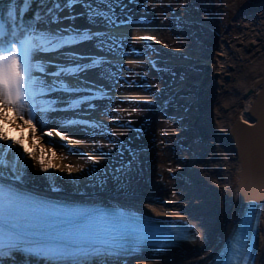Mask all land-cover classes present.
<instances>
[{"label": "snow or ice", "instance_id": "6c2138e0", "mask_svg": "<svg viewBox=\"0 0 264 264\" xmlns=\"http://www.w3.org/2000/svg\"><path fill=\"white\" fill-rule=\"evenodd\" d=\"M118 3L119 0H0V110H5L0 119L4 123L10 122L7 111H11L33 135L39 125L43 136L59 137L61 142L81 143L61 131H42L50 113L58 110L53 101L46 98L54 91L69 95L81 91L70 80L78 79L85 71L100 69L111 76L112 73L103 67L110 61L103 56L69 52L67 62L57 65V70L49 73L47 65L37 56L39 53L64 55L63 49L85 42H93L100 52H114L118 41L113 30L125 23H133L116 16L113 5ZM76 6L82 11L76 13ZM65 12L67 14L62 15ZM79 17H85L92 24L103 23L106 30L92 31L71 25L56 29L41 27L58 25L65 20L74 21ZM141 39L151 41L154 38L145 36ZM48 75L55 79L48 81L44 78ZM103 95L74 99L69 108H78L81 103ZM142 103L152 104L154 101ZM4 123H0V264H6L14 255L40 258L45 264H108L113 258L118 261L122 255L135 251L142 243L156 240L163 246L190 238L183 232H158L141 221L125 220L123 213L101 210L85 213L75 207L52 205L3 183L8 171L15 179L20 178L22 170L28 167L25 157L33 159L45 173L56 167L51 159L46 160L43 152L36 156L34 149L24 146L23 132L19 139L10 136ZM73 123L70 120L65 122L67 125ZM47 143L53 142L49 139ZM55 156L53 152L52 158ZM89 162L100 163L93 157H89ZM64 167L69 169L68 175H72V166ZM252 219L250 212L237 226L216 264H254L248 243ZM187 231L185 227L184 232Z\"/></svg>", "mask_w": 264, "mask_h": 264}, {"label": "bare ground", "instance_id": "6f19581e", "mask_svg": "<svg viewBox=\"0 0 264 264\" xmlns=\"http://www.w3.org/2000/svg\"><path fill=\"white\" fill-rule=\"evenodd\" d=\"M120 1L121 0H119V2ZM158 1L164 2L167 0ZM140 3H142V0H138V4ZM118 5L119 3L114 4L113 6L118 8ZM149 15L158 16L153 10L150 12H145L141 15V18L146 19L149 17ZM139 16V13H135L129 15L126 19L129 17L136 18ZM247 17L248 19H246V24L244 25L246 29L240 32L239 36L235 35L231 39H227L229 38L227 36L225 38H218V51L211 52V54L209 53L208 56L209 60H211V56L212 59L214 57L213 63H211V65L215 66L216 68H213L216 70L210 71V73L204 77V81L199 79V83H201L203 87L199 89V96H201L199 97V102H196L195 100V105H200V119L198 124L203 127L199 131L203 140H200L202 144L197 145V152L195 153V156H193L191 162H189V175H181L182 180L178 178L175 180V183L177 184H180L182 181H184L186 188H183L181 192H176L175 196L173 197L158 199L153 197V195L149 192L146 193L144 191H138V189H141L142 186H146V188L149 187V191L152 192H166L169 189V185L172 183L171 178L164 176L165 178L167 177L166 179L168 181L163 184H159L155 178H143L141 180L143 182L142 186H140L141 181L133 182L130 181L132 179H127L128 182L124 184V187L134 188L137 190L119 193L108 190V188L102 186V188L97 189V192L94 194L91 192V189H86L88 191L84 190V193L80 194L79 191L76 192L75 190H71L73 188H66L67 186H63L61 184L66 182V180L60 175L55 176L52 181L51 187L59 190L54 192L55 195H60L58 197L61 198L70 199L82 197L88 199H100L107 202L118 200V203H122L120 200H130L137 208L139 206H143L144 208H148L152 211L160 212L163 210V207L168 206L167 208H175L185 212L184 214L187 213L189 215H193V219L196 221L195 223L198 226V235L196 236V241L188 243L185 246L177 249L158 250L151 253V255L148 254L149 257L146 260L135 259L132 262L133 264H209L223 244L229 231L232 229L234 222L239 216L244 201L246 200L256 201L261 207V224L256 247L257 258L255 264H264V195L255 196L254 194H256L258 190L253 188L256 187L257 183H260L264 180V167L259 164L264 161V145L261 146L259 137L254 136L260 134L264 129V117L262 116L264 109H262V111L261 108L252 107L258 92L261 90V82H258V80L262 75H264V10L259 11L257 17L256 14L252 13H250ZM133 18H131L133 23H125L121 25L119 28L114 29L112 34L136 39L141 38L142 35L151 36L150 34H152L151 30L153 25L150 23H143L144 25L141 29H144V31L140 32L138 27L142 24H139L140 22L136 23L139 20ZM203 18L207 19L208 16H204ZM173 19H175L173 24L177 26V24L180 23V20L176 19L175 16L171 14L166 15V20L170 21ZM194 24L196 25V23H191L190 26H195ZM249 24L251 27L247 26ZM178 28H180V26H177V29ZM230 29L231 28L227 26L225 32L228 34ZM163 41L169 44L171 43L170 45H182V42L176 40L171 41V39L167 37H164ZM83 46H85L84 48L86 49L90 47L87 44H84ZM135 48L140 50L141 53L138 54V52L136 53L134 50L137 55L132 53L128 54L127 57H124L123 54L121 56L119 52L108 54L109 58L113 59V61H115L116 65L118 66V71L114 70V72L122 73V76L124 77L123 65L126 64L127 66V63H130L128 61H131L135 66L128 71L127 78L130 79L133 73L138 76L141 75L142 71H145V73H143L144 77H142V79H147L150 87L152 88L153 84L149 81V75L152 74L150 71L152 70L149 68V63L143 65L145 59L148 57V53L146 52L149 49L142 46L141 44L137 45ZM82 53H84L82 54L83 56L86 55L84 51ZM89 53H93L94 55L99 54L94 51H89ZM225 56H229V58L222 59ZM39 60L53 63V58L47 57V54L39 56ZM169 64L172 65V63ZM166 66L167 65L163 66V68ZM103 67L105 69V66ZM180 67L181 65L177 66L176 68ZM108 68L109 67H106V70ZM96 70L101 71L100 69H95L92 71ZM226 73L229 75L228 79H225L224 77ZM213 74L217 80L210 83L209 76L212 77ZM125 75H127V72ZM195 76L199 77V73H195ZM185 78L186 77H183L182 81H184ZM53 79L55 78H51L49 81L51 82ZM73 79H71L70 82L73 83ZM121 85L124 86V82L121 83ZM186 86L188 88L192 87L193 91L196 90V88H194L190 82H186ZM212 90L217 92L216 95L211 96ZM160 92L161 91L156 92V94L160 95ZM115 93L124 96L126 99H129V96L131 95L130 91H120ZM141 97L142 98L140 101H142L143 98H150L146 94H142ZM210 97L213 99L209 101ZM126 107H128V104H126ZM251 115L255 116V119ZM137 116L142 117L140 115ZM124 119L125 117L121 118V120ZM146 120L149 123L146 124L144 122V127L155 124V121L150 116L147 117ZM237 120H239V124L251 130L250 134L245 136V145L241 149L244 157V166L248 169L247 171L237 158V145L234 143V141L232 142L228 136V129ZM158 122L161 124V121ZM164 124L166 123L164 122ZM166 125L170 126L168 124ZM4 127L8 130V134L10 136L15 138H19L21 136V133L15 131L14 122L11 119L9 123H4ZM152 129L154 128H151V130ZM88 130L91 131L92 129L90 128ZM91 132L98 134V132L94 130ZM157 134L161 136L157 137L156 134L154 135L164 142L169 141L168 139L173 135L174 139H176L174 140L175 143L179 137H177V134H175V136L174 133L170 131L167 133H160V131H158ZM123 135L124 133H122V136ZM49 139L50 138L48 137L47 140ZM53 143H55V141ZM89 143L92 145H101V142L98 139H93ZM150 145L152 149H155L151 155L149 154L150 152H147L142 153L141 157H139V154L135 153V158L138 160H143L149 157L153 158L152 162L156 160H163L156 153L159 145L155 143V141H152ZM24 146H30L26 140H24ZM33 147H35L34 144ZM85 148L88 150L86 146ZM80 149L84 148L80 147ZM80 149H78L76 152L77 155L73 157L60 155L59 162H70L71 166L81 169L83 172H85V176H87V178H91L93 177V175H91V171L88 168L82 167V164L85 165L86 163V160L83 158V155L86 156V154L85 152L83 154L82 150ZM89 150L91 151L92 149ZM100 151L104 152L103 150ZM246 153L249 154V158L246 157ZM101 154L103 153H99L97 151L94 152L93 155L94 158L99 160ZM171 160L172 161H170L168 165L177 167L176 165L179 164L180 166L179 162L173 160V158ZM152 162H150L151 165ZM57 169V167H54V170ZM252 170L257 172L256 178H252ZM158 171L163 175H165L167 172L165 169L160 168ZM8 172L9 175L13 176L10 171ZM121 173L123 174L121 177H123L124 180L125 178H131L133 176V174L129 172V169L126 171L122 170L118 174ZM8 177L12 178L9 181L16 186L37 192L36 187H33L27 183L28 178L25 177L24 169L22 170V174L20 175L19 179H15L14 177L10 176ZM248 178H250L252 183H256L253 185V187L251 186V183H249L250 180H248ZM50 189L49 191L45 190L42 193L50 192ZM241 189L246 193L252 194L246 195L244 198ZM163 199H167L169 205L162 206V202L165 201ZM126 202L123 204H126ZM142 203L143 205H140ZM167 212L171 211L167 210ZM194 216H196V218H194ZM7 264L26 263L23 261V258L14 255L10 258V260L7 261Z\"/></svg>", "mask_w": 264, "mask_h": 264}, {"label": "rangeland", "instance_id": "374dc122", "mask_svg": "<svg viewBox=\"0 0 264 264\" xmlns=\"http://www.w3.org/2000/svg\"><path fill=\"white\" fill-rule=\"evenodd\" d=\"M156 4H159L160 6L156 7ZM206 4H209L206 11L198 9L206 6ZM172 7L177 9V11L174 10L176 12L173 13L171 11ZM117 10L120 12H123L124 10L132 12L139 11L141 13L154 10L155 14L158 15L152 20L151 24L153 25L151 31L157 35L153 41V50L155 51H153L150 56L148 55L144 62L147 63L148 59H158L164 64L172 63V65H167L164 68L161 67L157 71H150L152 74L149 75V79L150 82L154 83V86L150 88V86H147L148 83H146L144 80V82L140 83L139 85H133V88L130 89L131 96L145 92L154 95L155 92L164 90L172 83L190 82L192 83V86L196 88L194 93H192V87L188 88L190 91H192L189 94L184 95V99L191 102L190 105H187L185 108H178L179 111L177 113L173 112L171 107L166 108V110H164L165 113H161L155 106L136 105V103H134V107L132 108H135L138 113L142 114V117H135L137 123H135L134 126L128 125L124 130H112L110 128H106L103 133H101L102 131H97L98 134H94L92 132L90 133L89 131L85 132V140L90 141L93 139H98L101 143H103L100 146L104 148V154L100 155L99 158L100 165L89 162V157L94 158L93 155L89 156V153L88 157L87 155H83L86 163L85 165L82 164V167L88 168L91 171V175H93L91 178H87V176H85V172H83L81 169L74 168L73 166L72 175H68L69 169L64 167V165H70V162H59L60 155H67L70 157L75 156L77 152L76 149L81 147L83 143H87L85 140H83V138L72 136V140H79L81 143L70 142V147L68 148L64 146L58 147L55 145V143H47L48 137L45 138V136H43L39 131L33 135L30 129L24 125L23 121L18 120L13 116V113L7 112V116L14 122L15 131L19 133L24 130L26 131V134H23V138L29 143L30 146L28 148H30V150L34 149L36 156L41 155L43 152L46 160L51 159L52 163L58 168L57 170L52 168L48 173H45L41 171L40 167L33 159L25 157L24 162L28 166L24 168V170H26V177L28 178L27 180L34 185L49 186L52 184L54 177L60 175L66 180V182L61 184L63 186H67L66 188H73L71 190L82 191L84 188H88L93 192H97V189H101L103 186L113 192L125 193L131 190H137L134 188L124 187V184L128 182L127 179H132L130 181L133 182H139L143 178H155L159 184H163L168 181L166 178L169 177L171 178L172 183L169 185V189L166 192L149 191V187L146 188V186H142V181L140 182V186H142V188L138 189V191H144L146 193L149 192L153 195V197L158 199L173 197L175 196L176 192H181L184 188V181H182L180 184H177L175 183V180L176 178L182 180L181 175H189V158L191 156V151L187 149V147L186 149L183 148V146L186 145L184 140H180L178 143L175 141L174 143V140L176 139H174L172 135L168 139L169 141L164 142L163 140L157 138L161 136L157 134V132L160 131V133H167L170 131L173 132L174 135L177 134V136H184L187 132L193 133V131L190 130L191 128L198 130V132L203 128L198 124L200 119V105L197 104V108H194L195 104L194 102L192 103V101L196 98L197 102H199V97L201 96H199V89L203 86L201 83H199V79L204 81V77L207 76L210 71L216 70V67L211 65V63H213L214 57L212 59L211 56V60H209V53L211 54V52L218 51L217 43L219 37L225 38L227 36L229 37L227 39H231L235 35L239 36L240 32L246 29L244 25L246 24V19H248L247 16L252 13L256 14L257 17L258 12L264 10V0H167L164 2H160L158 0H142V3L140 4H138V0H131V2L130 0H121ZM188 13L189 17L186 16ZM167 14L175 16V18L178 20L180 19L182 27L177 29V26H180V24H177V26L174 25L173 21L175 19L170 21L166 20ZM204 16H208V18L204 19ZM149 19L151 20L152 17ZM183 19L194 20L196 25L188 26L189 23H186L183 21ZM227 26L231 28L228 34L225 32ZM247 26L251 27L250 24ZM142 27L143 25L138 27L140 32L144 31V29H141ZM160 34L162 37L164 36L171 39V41H180L182 42V45H170L171 43H166L159 38ZM157 41H159V43ZM228 58L229 56H225L222 59ZM188 63H192L194 65L192 67H186V64ZM179 65H181V67L176 68ZM143 73H145V71L141 72V78L144 77ZM195 73H199L200 78L196 77ZM183 77H186L184 81H182ZM215 80L217 79L214 77V74L212 77L209 76L210 83ZM176 85L177 84L173 85L171 89L175 88ZM182 85L183 84L181 83V86ZM211 92V96H214L217 93L213 90ZM166 96V93L160 94L158 96V101H161ZM211 99L213 98L210 97L209 101ZM130 103L133 105V100H130L128 103H124V105ZM122 104L123 103H119V105ZM169 104L170 102L168 105ZM113 108L116 107H112V109ZM4 111L5 110H0V115H2ZM100 112L102 111L97 109L91 113L99 114ZM175 115H177V118H181L180 122H175L176 118L173 117ZM149 116L153 118L155 124L148 127L143 126V130L141 131L140 123L142 125L144 122L148 124L149 122H147L146 119ZM158 121H161V124ZM164 122L170 126H167L164 124ZM0 123H3L2 119H0ZM185 124L189 125L188 129L180 132L179 130L182 129L181 126ZM191 124H194V127H191ZM151 128L154 129L151 130ZM122 133H124L123 136ZM154 134H156L157 137ZM199 135L201 137V134ZM50 139H52V142H57L58 140L56 137H51ZM152 141H155V143L159 145L156 153L163 160H156L152 162L153 158L148 157L146 159H140L137 161L133 156H130L134 151L143 152L144 150L150 151L149 154L151 155L155 150L152 149L150 145ZM104 142L107 143L104 144ZM33 144L35 147H33ZM87 145L88 147L90 146V148L95 149L99 144H94L91 146V144L88 143ZM113 149L114 151H112ZM53 152L56 153L54 159L52 158ZM172 158L173 160L179 162L180 166L179 164L176 165L177 167L168 165V163L172 161ZM142 161H144V163L140 166L139 162ZM150 162H152V165ZM124 167H127V170L129 169V172L133 174L131 178H125L124 180V178L121 177L123 174L117 173ZM159 168L165 169L167 171L166 174L163 175L161 172H159ZM164 176L167 177L165 178Z\"/></svg>", "mask_w": 264, "mask_h": 264}, {"label": "water", "instance_id": "95a60500", "mask_svg": "<svg viewBox=\"0 0 264 264\" xmlns=\"http://www.w3.org/2000/svg\"><path fill=\"white\" fill-rule=\"evenodd\" d=\"M225 79L229 78L228 74H225ZM261 82V90L258 92L252 107H256V108H261L264 109V75L261 76V78H259L258 82ZM251 107V108H252ZM263 111V110H262ZM254 119L255 116L251 115ZM262 116L264 117V111L262 113ZM263 127H264V123H263ZM251 130L247 129L246 127H244L243 125L239 124V120L235 121V123H233V125L228 129V136L230 137V139L232 140V142L234 141V143L237 145V158L239 160L240 163H242L243 167L246 169V171L248 170L245 166H244V157H243V153L241 151V149L244 147L245 145V136H247V134H250ZM233 136H234V140H233ZM259 137V140L261 142V146L264 145V129L263 131L258 134V135H254ZM261 149V148H260ZM246 157L249 158V154L246 153ZM264 167V161H262V163H259ZM258 164V165H259ZM256 178L257 177V172L255 170H252V178ZM248 180H250V178H248ZM251 186L253 187L254 184L256 183H252L251 180L250 182ZM264 180L261 181L260 183L256 184V190H258L256 192V194H254L255 196H262L264 195ZM243 189V187H242ZM241 189L244 198L246 197V195H251L252 193H246Z\"/></svg>", "mask_w": 264, "mask_h": 264}]
</instances>
